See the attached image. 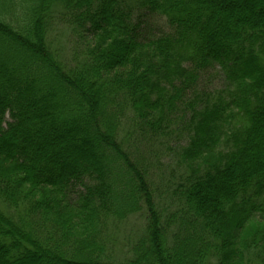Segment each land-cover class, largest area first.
I'll use <instances>...</instances> for the list:
<instances>
[{"label": "trees", "instance_id": "1", "mask_svg": "<svg viewBox=\"0 0 264 264\" xmlns=\"http://www.w3.org/2000/svg\"><path fill=\"white\" fill-rule=\"evenodd\" d=\"M0 124V264H264V0H0Z\"/></svg>", "mask_w": 264, "mask_h": 264}, {"label": "rangeland", "instance_id": "2", "mask_svg": "<svg viewBox=\"0 0 264 264\" xmlns=\"http://www.w3.org/2000/svg\"><path fill=\"white\" fill-rule=\"evenodd\" d=\"M149 24H150L149 26L154 27V30L155 31H157L158 28L160 29L162 27V25L159 24V23H154L153 22V23H149ZM222 84H223L222 80L216 79V80L213 81V83H211L210 85H207V86L210 87V88H212V89H219L222 86ZM6 116H7L6 121H7V124H8L9 121L11 120V117L9 115H6ZM188 117H189L188 115L185 116V118H187V119H188ZM6 127H7V125L5 126L4 124H0V130L2 128H6ZM173 145H175V144H173ZM173 145H172V147L175 148ZM184 145L185 144H183V146ZM97 153H98V155L100 157L101 156L102 157H105V159L107 157H109V153H107L106 151H102V150L99 149L97 151ZM166 156L168 158L165 159L163 162L160 163V165L162 167V170L160 171V173H158L161 176L160 177L157 176V179H156V181L158 183L163 182L165 177H169L170 176V174H171V167L174 166L173 167V170L176 169V168L179 169L178 168V165H176L175 163L172 166V161H171L172 155L171 154L170 155H167L166 154ZM107 160H108V162H104L105 164H101V166H102L103 171H104L105 175L107 176V178L110 179L111 174L112 173H115V171H117L116 170L117 167H115L116 165L112 166V164H111L112 159H107ZM78 191H79V188H73L72 190L69 191L70 192V196H77L78 195ZM139 226H140V222L138 221V219H131L124 226H121L119 229H117L118 231L116 230V232H111V233L117 234L115 237H118V236L120 237V238L118 237L119 238V241H118L117 244H119V246H122V245L125 244V241L124 240H126V239L132 240V237H131L132 236V233L134 231L136 232L137 231V228H139ZM114 229H115V227H114ZM249 231H247L246 234H248Z\"/></svg>", "mask_w": 264, "mask_h": 264}]
</instances>
